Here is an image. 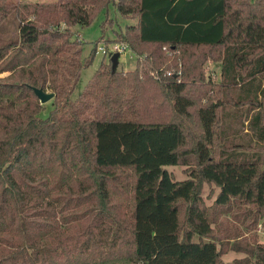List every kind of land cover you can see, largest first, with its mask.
<instances>
[{
	"label": "trees",
	"instance_id": "16d2710c",
	"mask_svg": "<svg viewBox=\"0 0 264 264\" xmlns=\"http://www.w3.org/2000/svg\"><path fill=\"white\" fill-rule=\"evenodd\" d=\"M112 3L137 19L120 33L137 67L103 61L72 98L97 54L82 57L72 27ZM9 16L0 264H264L259 239L235 240L247 256L225 262L214 234L233 203L254 227L264 219V0H0V29ZM208 61L221 63L220 80L205 76ZM33 88L53 93L46 116ZM161 134L175 140L165 153ZM170 160L190 177L175 179ZM206 183L220 188L213 206Z\"/></svg>",
	"mask_w": 264,
	"mask_h": 264
},
{
	"label": "rangeland",
	"instance_id": "374dc122",
	"mask_svg": "<svg viewBox=\"0 0 264 264\" xmlns=\"http://www.w3.org/2000/svg\"><path fill=\"white\" fill-rule=\"evenodd\" d=\"M15 2H25V1H52V0H14ZM108 11V13H107ZM137 23V19L126 18L120 14L117 10L116 6L112 3L109 5L108 10H104L96 16L94 21L89 26H81L75 25L72 27L74 32V39H79L82 42V57L85 59L90 56L93 49L97 48V54L93 63L84 68L81 72V76L79 82L76 86L74 93L72 94V98L78 97V95L82 92L84 87L93 77L97 69L100 67L102 62H110L111 56V47L118 42L121 41L120 33H122L128 25H133ZM16 21L14 17L9 16V19L2 26L0 29V34L3 37H8L12 33L16 31ZM99 47L106 48L105 51L98 50ZM164 51H167V48H163ZM138 55L135 54L133 51L127 50V54L121 55L119 64L117 66L118 70L123 71H131L137 67L138 63ZM205 76L207 78H215L220 80V73H221V63L220 62H213L208 61L205 66ZM182 67L179 64V69L175 70L169 68L165 71V74L170 75L171 73H181ZM207 72L210 73V76L207 75ZM7 73H3L0 76L6 75ZM44 111L40 114L41 116H46L48 111L52 108L51 100L45 102L44 104ZM237 130H240L241 136H247L249 134L248 131V121L244 118L240 120L238 124ZM158 142V152L165 153L167 149L172 148L175 145V140L173 137L166 136L164 134L157 136ZM167 164V170L172 173L173 177L177 180H184L190 177L189 167L185 165H178L174 162ZM220 192V188L217 187L215 184L206 183L203 187L202 197L205 201L207 206H213L217 196ZM247 207H240L238 204L233 203L229 209L222 211L221 215L219 216V222L217 225H214V234L221 237L226 245L225 253L222 255V259L225 262H232L235 259H243L247 255L243 251H236L231 248V245L235 240L243 241L250 240L253 238L260 242L264 243V225L262 219L259 221L255 227L253 223H251V219L247 217V214L244 213V210ZM213 239L205 238V240ZM194 240H199V237L196 236ZM228 247V250H227ZM113 264V263H111ZM116 264H131V262L126 261H119Z\"/></svg>",
	"mask_w": 264,
	"mask_h": 264
},
{
	"label": "water",
	"instance_id": "95a60500",
	"mask_svg": "<svg viewBox=\"0 0 264 264\" xmlns=\"http://www.w3.org/2000/svg\"><path fill=\"white\" fill-rule=\"evenodd\" d=\"M119 58H120L119 53H114L113 56L111 57L113 70H116L119 64ZM33 91L41 104H44L45 102L53 98V93L47 92L41 88H33Z\"/></svg>",
	"mask_w": 264,
	"mask_h": 264
},
{
	"label": "built area",
	"instance_id": "2783aa9c",
	"mask_svg": "<svg viewBox=\"0 0 264 264\" xmlns=\"http://www.w3.org/2000/svg\"><path fill=\"white\" fill-rule=\"evenodd\" d=\"M99 49H100L101 51L103 50V51L106 52V48H104V47H99L98 50H99ZM127 50H130V51H131L130 46H129L127 43H125V42H118V43H115V44L111 47L110 56L112 57L114 53H119V54H120V57H121V55L123 56V55L127 54ZM119 61H120V58H119ZM207 75L210 76V73L207 72Z\"/></svg>",
	"mask_w": 264,
	"mask_h": 264
}]
</instances>
